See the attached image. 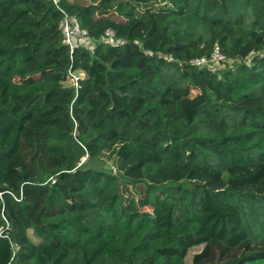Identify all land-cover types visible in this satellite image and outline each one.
<instances>
[{
	"label": "trees",
	"instance_id": "obj_1",
	"mask_svg": "<svg viewBox=\"0 0 264 264\" xmlns=\"http://www.w3.org/2000/svg\"><path fill=\"white\" fill-rule=\"evenodd\" d=\"M0 231V264H264V0H0Z\"/></svg>",
	"mask_w": 264,
	"mask_h": 264
},
{
	"label": "built area",
	"instance_id": "obj_2",
	"mask_svg": "<svg viewBox=\"0 0 264 264\" xmlns=\"http://www.w3.org/2000/svg\"><path fill=\"white\" fill-rule=\"evenodd\" d=\"M53 2L55 5H59L60 0H48ZM60 22V30L63 35V40L66 45L70 47L71 52L80 46H87L93 49L95 43L90 39L86 30L82 29L77 20L65 12ZM102 41L108 44H116L117 40L115 33L112 30H107L105 35L102 37ZM171 59V58H170ZM225 60V56L221 53L218 47H216L210 57L204 56L201 58H195L191 61L196 66H202L206 64H217ZM73 80L75 85H78L79 76L73 74ZM2 231H0V235Z\"/></svg>",
	"mask_w": 264,
	"mask_h": 264
},
{
	"label": "rangeland",
	"instance_id": "obj_3",
	"mask_svg": "<svg viewBox=\"0 0 264 264\" xmlns=\"http://www.w3.org/2000/svg\"><path fill=\"white\" fill-rule=\"evenodd\" d=\"M194 93H197V91H194ZM94 165H95V166H99L100 164H99V163H94ZM106 167H108V166H106ZM198 250H200V248H194V249L191 251L190 256H189V259H188V263H190V258H191V256H192V254H193L194 252L198 251Z\"/></svg>",
	"mask_w": 264,
	"mask_h": 264
}]
</instances>
